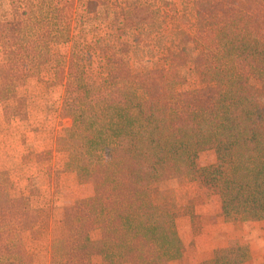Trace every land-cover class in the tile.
<instances>
[{
	"label": "trees",
	"instance_id": "trees-1",
	"mask_svg": "<svg viewBox=\"0 0 264 264\" xmlns=\"http://www.w3.org/2000/svg\"><path fill=\"white\" fill-rule=\"evenodd\" d=\"M9 4L0 33V101L14 97L35 74L63 84L69 160L79 161L93 183L91 195L64 208L49 264H92L94 254L105 264H170L180 258V207L160 187L173 178L217 195L225 222L264 224V0H222L219 7L214 0H194L193 34L183 32L168 50L167 67L135 71L111 53L100 58L96 77L95 40L76 41L74 34L67 53L52 48L53 30L76 17L74 0ZM96 9V0H86L80 16L92 19ZM190 43L188 61L204 82L202 92L185 87L176 65ZM121 139L127 144L111 155ZM218 144L231 151L225 171L216 162L198 166L196 154ZM8 189L1 178L0 264H33L21 234L30 223L29 206H15ZM94 229L100 230L97 240L90 237ZM252 256L239 247L208 264H251Z\"/></svg>",
	"mask_w": 264,
	"mask_h": 264
},
{
	"label": "rangeland",
	"instance_id": "rangeland-1",
	"mask_svg": "<svg viewBox=\"0 0 264 264\" xmlns=\"http://www.w3.org/2000/svg\"><path fill=\"white\" fill-rule=\"evenodd\" d=\"M85 1L74 0L76 17L70 26L53 30L52 48L67 53L74 34L78 35L74 38L76 41L80 37H85L87 42L95 40L94 45L99 44L100 48L91 55L94 77L100 58L111 53L126 58L135 71L167 67L168 50L180 43L183 32L193 34L196 24L194 0H96L92 19L80 16ZM214 1L219 7L222 0ZM9 17V0H0V33L5 32ZM191 48L190 43L187 52L176 59V65L185 79V87L202 92L204 82L188 61L193 54ZM2 61L0 52V72ZM42 75H32L16 89L14 97L0 101V179L7 180L15 206H21L23 201L28 203L30 223L21 234L33 264H49L50 241L62 233L59 222L64 208L93 192L89 175L66 172L69 154L58 153L49 158L47 151L53 145L54 135L57 131L65 133L70 119L61 115L63 84L49 83L48 76ZM34 144L42 150L36 151ZM126 144L127 140L121 139L109 153L118 155ZM230 156L228 145L218 144L199 151L196 162L198 166L216 162L224 172ZM160 187L171 191L180 207L177 228L184 251L170 264H208L216 255H232L239 247L250 249V241L254 246V239L261 243H256L258 254L264 251L261 233L264 224L219 226L225 221L217 195L184 178L162 181ZM90 237L97 240L100 230H92ZM91 262L105 264L99 254H94Z\"/></svg>",
	"mask_w": 264,
	"mask_h": 264
},
{
	"label": "crops",
	"instance_id": "crops-1",
	"mask_svg": "<svg viewBox=\"0 0 264 264\" xmlns=\"http://www.w3.org/2000/svg\"><path fill=\"white\" fill-rule=\"evenodd\" d=\"M69 123H70V120H69ZM34 147L37 148L36 151L42 150V148L37 146V144H34ZM6 149L10 150L8 146L6 147ZM48 149H50L47 152L49 154V158L51 159V158H53V156H55L58 153H66V154H68L72 150V146L67 141V139L65 138L64 131H61V132L57 131L56 134L53 137V145L48 147ZM66 167H67L66 172H69L71 175H78L79 176L81 174L79 161L69 160L68 159L67 163H66ZM89 183L91 184V187H92V190H93V183L91 181H89ZM62 217H63V215H62ZM61 220H62V218L60 219V222H59L60 225H61ZM227 225H230V223L221 222V224H219V226H224V227H227ZM261 233H262V235H264V229H263V231ZM262 239H263L262 241L264 243V236H262ZM259 242H260V240L256 241L254 239V246H253L251 241H250L251 245L249 247H250V250H251L252 255H253L252 256L253 260H252L251 264H259L260 262H264V251L260 252L261 255L258 254L257 244L261 245V243H259Z\"/></svg>",
	"mask_w": 264,
	"mask_h": 264
}]
</instances>
